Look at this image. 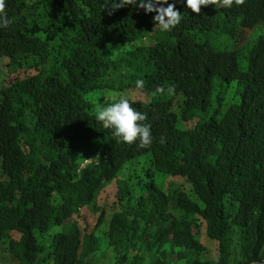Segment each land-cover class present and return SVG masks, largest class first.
<instances>
[{
  "label": "trees",
  "instance_id": "obj_1",
  "mask_svg": "<svg viewBox=\"0 0 264 264\" xmlns=\"http://www.w3.org/2000/svg\"><path fill=\"white\" fill-rule=\"evenodd\" d=\"M112 2L6 0L0 264H88L107 250V264H261L264 0L199 15L175 0L170 32L138 4L109 15ZM121 96L147 114L150 147L96 119L94 101ZM114 186L115 205L100 206Z\"/></svg>",
  "mask_w": 264,
  "mask_h": 264
},
{
  "label": "clouds",
  "instance_id": "obj_2",
  "mask_svg": "<svg viewBox=\"0 0 264 264\" xmlns=\"http://www.w3.org/2000/svg\"><path fill=\"white\" fill-rule=\"evenodd\" d=\"M146 13H155L153 22L154 29L161 32H170L180 25L182 14L176 10L175 0L169 3V0H113V2L105 7V11L112 15L115 11L128 5H137ZM242 6L245 0H186L187 8L191 12L199 15L203 7L216 6L221 8H231L233 5ZM165 5H167L165 7ZM12 20L9 19L7 13L6 0H0V28H8ZM136 90L143 93L145 82L138 79L136 82ZM175 92V86H169L167 94L172 95ZM165 89L158 87L153 95L163 94ZM96 119L102 123L105 129H112L113 135L118 142L128 145L137 143L141 148H148L153 142L151 133V124L146 123L147 114L142 113L132 106L129 99L121 96L112 103H100L94 101Z\"/></svg>",
  "mask_w": 264,
  "mask_h": 264
},
{
  "label": "rangeland",
  "instance_id": "obj_3",
  "mask_svg": "<svg viewBox=\"0 0 264 264\" xmlns=\"http://www.w3.org/2000/svg\"><path fill=\"white\" fill-rule=\"evenodd\" d=\"M117 191V188L112 187V188H108L107 192L105 193V195L103 194L100 198L99 201V205L102 206L104 203L105 205L111 207L114 206L115 203L117 202V200L115 199V192ZM117 209H120V207L118 206ZM63 228V229H62ZM68 232V228L67 226H63L60 228H54L51 231V234H58V233H66ZM205 245L208 246V242L204 241ZM105 251V249H104ZM3 253H0V263L3 262ZM110 256V252L107 250V252H105L104 257L98 256L97 254L92 257L89 261L88 264H107L108 262V257Z\"/></svg>",
  "mask_w": 264,
  "mask_h": 264
},
{
  "label": "bare ground",
  "instance_id": "obj_4",
  "mask_svg": "<svg viewBox=\"0 0 264 264\" xmlns=\"http://www.w3.org/2000/svg\"><path fill=\"white\" fill-rule=\"evenodd\" d=\"M90 1H91V0H90ZM95 3H96V2H95ZM92 4H93V3H92ZM96 5H99V3H96ZM93 9L95 10V6H94ZM124 9H125V8H124ZM95 11H96V10H95ZM97 13H98V12H97ZM97 13L95 12V13L93 14V16L96 14V15H95V17H96V16H97ZM87 14H88V16H90L91 13L89 14V12H88ZM101 15H103V14H101ZM113 15H114V13H113ZM93 16L91 15L90 17L93 19V18H94ZM98 16H99V15H98ZM115 16H116V15H115ZM102 18H103V17H102ZM107 18L109 19V17H107ZM112 18H113V16L111 17V20H112ZM118 18H119V17H118ZM94 19H95V18H94ZM94 19H93V20H94ZM103 19H104V18H103ZM89 20H90V19H89ZM95 21H96V20H95ZM109 21H110V19H109ZM89 22H91V21H89ZM93 22H94V21H93ZM97 22H98V21H97ZM108 23H109V22H108ZM112 23H114V22H112ZM112 23H111V24H112ZM102 24H103V22H102ZM104 24H105V23H104ZM115 24H116V23H115ZM112 25H113V24H112ZM95 26H96V25H95ZM105 27H106V25H105ZM105 27L103 26V28H105ZM110 27H111V25H110ZM69 28H70V27H69ZM66 29H67V31H68V28H65V30H66ZM105 29H106V28H105ZM71 30H72V29H71ZM71 30H70V32L73 31V30H72V31H71ZM102 30H103V29H102ZM114 35H115V34H114ZM117 35H118V34H117ZM47 36H50V34L47 35ZM102 36H103V35H102ZM115 36H116V35H115ZM107 37H108V35H107ZM54 38H57V37H54ZM105 38H106V37H105ZM105 38H104V39H105ZM44 39H45V37H44ZM44 39H43V40H44ZM48 39H53V38H48ZM48 39H47L46 42H48ZM58 39H59V38H58ZM55 40H56V39H55ZM55 40H54V41H55ZM40 41H41V40H40ZM46 42H45V43H46ZM49 42L52 43V44L54 45L53 48H56V47H57V45H56V47H55V44L53 43V41H52V42L49 41ZM49 42H48V43H49ZM55 42H56V41H55ZM42 44H43V43H42ZM56 44H57V43H56ZM104 44H105V43H104ZM112 44H113V43H112ZM104 46H105V45H104ZM44 47H46V45H45ZM102 47H103V46H102ZM102 47H101V48H102ZM107 47H108V44H107L106 48H107ZM57 48H58V47H57ZM103 48H104V47H103ZM103 48H102V49H103ZM47 49H48V48H47ZM51 50H52V49H51ZM55 51H56V49H55ZM47 52H48V51H47ZM49 52H50V51H49ZM61 52H62V51H61ZM57 53H58V51H57ZM45 54H47V53H45ZM52 54H55V53H52ZM87 160H88V159H87ZM92 160H93V159H92ZM96 160H97V159H96ZM85 161H86V160H85ZM98 161H99V160H98ZM98 161H97V163H98ZM90 162H91V161H90ZM94 163H95V162H94ZM91 164H92V163H91ZM95 164H96V163H95ZM95 164H94V165H95ZM97 165H98V164H97ZM81 221H82V220H81ZM82 222H83V221H82ZM79 223H80V222H79ZM83 223H84V222H83ZM83 223H81V224H79V225L81 226ZM85 223H86V222H85ZM82 227H83V226H82ZM83 228H84V227H83ZM62 229H63V228H62ZM87 230H88V229H87ZM37 237H38V236H37ZM41 237H42V236H41ZM38 240H40V239H38ZM40 242H41V241H40ZM42 242H43V241H42ZM43 243H45V242H43ZM0 246H1V245H0Z\"/></svg>",
  "mask_w": 264,
  "mask_h": 264
},
{
  "label": "water",
  "instance_id": "obj_5",
  "mask_svg": "<svg viewBox=\"0 0 264 264\" xmlns=\"http://www.w3.org/2000/svg\"><path fill=\"white\" fill-rule=\"evenodd\" d=\"M252 264H258V263H256V262H255V263H252ZM261 264H264V261H263V262H261Z\"/></svg>",
  "mask_w": 264,
  "mask_h": 264
}]
</instances>
